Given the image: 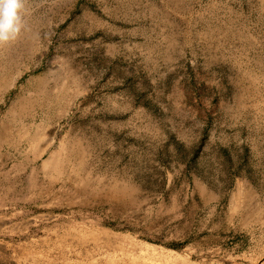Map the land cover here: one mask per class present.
I'll return each mask as SVG.
<instances>
[{
  "label": "rangeland",
  "instance_id": "374dc122",
  "mask_svg": "<svg viewBox=\"0 0 264 264\" xmlns=\"http://www.w3.org/2000/svg\"><path fill=\"white\" fill-rule=\"evenodd\" d=\"M0 43V264H264V0H23Z\"/></svg>",
  "mask_w": 264,
  "mask_h": 264
},
{
  "label": "clouds",
  "instance_id": "9594fccd",
  "mask_svg": "<svg viewBox=\"0 0 264 264\" xmlns=\"http://www.w3.org/2000/svg\"><path fill=\"white\" fill-rule=\"evenodd\" d=\"M23 0H0V43L15 39L23 23Z\"/></svg>",
  "mask_w": 264,
  "mask_h": 264
}]
</instances>
